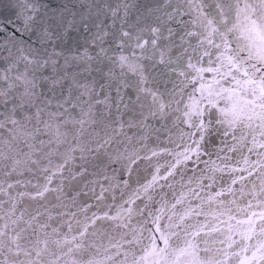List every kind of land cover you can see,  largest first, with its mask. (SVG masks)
<instances>
[{
  "label": "snow or ice",
  "instance_id": "1",
  "mask_svg": "<svg viewBox=\"0 0 264 264\" xmlns=\"http://www.w3.org/2000/svg\"><path fill=\"white\" fill-rule=\"evenodd\" d=\"M0 264H264V0H0Z\"/></svg>",
  "mask_w": 264,
  "mask_h": 264
}]
</instances>
